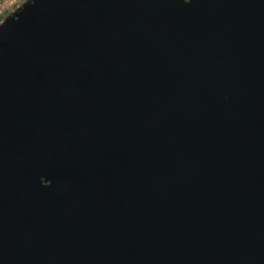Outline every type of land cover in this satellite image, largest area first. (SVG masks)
<instances>
[{"label":"water","instance_id":"1","mask_svg":"<svg viewBox=\"0 0 264 264\" xmlns=\"http://www.w3.org/2000/svg\"><path fill=\"white\" fill-rule=\"evenodd\" d=\"M0 264H264V0L8 16Z\"/></svg>","mask_w":264,"mask_h":264},{"label":"rangeland","instance_id":"2","mask_svg":"<svg viewBox=\"0 0 264 264\" xmlns=\"http://www.w3.org/2000/svg\"><path fill=\"white\" fill-rule=\"evenodd\" d=\"M28 0H19L18 3L8 10L9 4H6V6H3L1 10H3V14L0 16V24L11 15V12L17 11L18 8H22L25 3H27ZM18 7V8H17ZM17 8V9H16Z\"/></svg>","mask_w":264,"mask_h":264},{"label":"built area","instance_id":"3","mask_svg":"<svg viewBox=\"0 0 264 264\" xmlns=\"http://www.w3.org/2000/svg\"><path fill=\"white\" fill-rule=\"evenodd\" d=\"M19 0H0V16L4 13L3 10H1L3 8V6H6V4H9L8 10L10 8H13Z\"/></svg>","mask_w":264,"mask_h":264},{"label":"flooded vegetation","instance_id":"4","mask_svg":"<svg viewBox=\"0 0 264 264\" xmlns=\"http://www.w3.org/2000/svg\"><path fill=\"white\" fill-rule=\"evenodd\" d=\"M29 1H32V0H28V2H29ZM17 8H18V7H17ZM17 8H16V9H17ZM18 9H19V8H18ZM18 9H17V10H18ZM14 12H16V11L11 12V15H12Z\"/></svg>","mask_w":264,"mask_h":264}]
</instances>
